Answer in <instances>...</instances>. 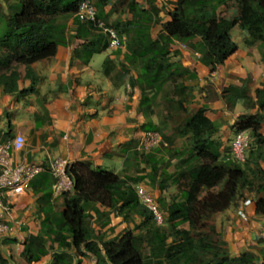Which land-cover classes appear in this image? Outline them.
<instances>
[{"label":"trees","instance_id":"16d2710c","mask_svg":"<svg viewBox=\"0 0 264 264\" xmlns=\"http://www.w3.org/2000/svg\"><path fill=\"white\" fill-rule=\"evenodd\" d=\"M106 1L96 4L97 17L110 27L105 19L112 9L106 14L103 12ZM228 1L232 0H174L168 2L171 5L168 10L159 7L156 0L115 1L113 8L126 6L131 14L130 19H118L112 28L123 38L121 44L127 51L122 65L125 72L135 71L129 77V85L141 93L139 111L147 119L144 131L158 130L152 120V108L161 93L169 103L176 104L178 110L186 112L185 103L192 88L182 79L189 70L178 58L180 51H172L174 43H187L200 54V63L212 72L237 51L230 33L238 27L247 32L248 46L259 45L264 66V0H233L238 12L226 18L219 15V8ZM79 2L0 0V87L3 94L24 96L36 91L37 77L31 75L30 66L53 57L57 47L68 41L65 21L75 16ZM162 11H166V21L160 17ZM155 28L159 30L154 36ZM196 38L199 40L192 42ZM74 39L87 41L83 46L88 57L108 48L107 36L91 23H81ZM19 65L25 66V77L31 81L22 89L18 87ZM248 82L249 78L241 87L226 89L230 103L249 100ZM255 98L257 112L239 115L234 123L236 132L248 131L253 141L244 162L234 159L224 143L215 137L218 128L205 117L204 107L188 114L177 128L181 136L188 138V154L185 158L179 157L175 168L181 170L179 175H185L188 183L179 200L175 196L169 203L157 201L165 214L166 228L153 224L152 214L139 204L133 188V184L147 176L151 185L156 183L158 175L165 176L159 159L150 152H134L135 160L151 167L146 177L124 179L94 167L90 161L69 164L67 174L73 189L71 193H61L63 209L60 211L52 210L48 203L55 179L48 170L39 174L30 186L35 193H40V210L45 214L43 222L47 227L24 241L22 258L28 264L49 254L51 260L47 264H81V258L87 254L95 258V264H264V247L248 248L232 256L213 224L216 213L237 205L252 191L255 213L264 215V135L261 132L264 87L255 90ZM164 164L166 169L170 166V162ZM93 201L117 214L142 216L145 233L134 234L128 229L112 239L99 237L83 206ZM183 224L188 227H181Z\"/></svg>","mask_w":264,"mask_h":264},{"label":"crops","instance_id":"0c3cea01","mask_svg":"<svg viewBox=\"0 0 264 264\" xmlns=\"http://www.w3.org/2000/svg\"><path fill=\"white\" fill-rule=\"evenodd\" d=\"M99 1L93 0L95 8ZM115 1L107 0L103 7L105 14L112 9L111 15L105 19L111 26L118 19L131 18L126 6L113 8ZM136 1L144 3L141 0ZM169 1L174 0H156V4L159 7L165 5L168 10L171 6ZM160 17L162 21H166V11H162ZM65 24L68 41L57 47L53 57L30 66L31 75L37 77L35 92L24 96L15 93L2 95L0 87L1 123L5 122L6 132L21 134L25 138L22 150L13 153V160L46 166L55 158L66 159L69 164L90 161L94 167L111 171L124 179L146 177L151 167L135 160L134 152H144L140 150V143L147 119L139 111L140 90L129 85V77L135 71L127 74L122 66L127 54L124 45L121 44L117 49L108 46L88 57L83 46L87 41L74 39L81 22L76 16H72ZM158 30L155 28L154 36ZM198 40L196 38L192 42ZM237 46V51L224 64L209 72L208 67L195 56L197 51L190 49L187 43L176 42L171 45L174 50L180 51L178 58L189 70L182 81L192 88L190 103L197 108L206 109L205 117L218 128L215 137L224 143V147L235 136L234 123L237 117L254 114L258 110L256 104L254 108L248 109V99L230 103L226 89L229 86L241 87L246 79L251 78L256 86L253 93L248 95L249 99L253 96L256 101L255 90L264 87V66L259 45H247L243 49L238 44ZM17 70L20 73L19 89L28 87L31 81L25 77V66L19 65ZM5 108L9 112L7 117L2 114ZM262 114L264 115V110ZM152 120L156 123L154 118ZM149 152L160 161L162 155L155 149ZM169 162L167 169L171 166L175 168L178 159L177 163H173V160ZM175 174L176 168L174 172L166 171L165 176L158 175L154 185L149 183L147 176L133 184V187L139 184L146 186L156 202L160 199L169 203L175 196L179 200L180 197L172 185ZM248 195L250 194L246 193V197ZM39 197L40 193H35L29 186L24 195L12 201L10 225L13 234L4 243L11 264H28L21 256L24 241L31 235L43 232L47 227L43 222L45 214L40 210L42 204ZM48 203L54 211L63 209V198L60 193L54 192L53 186ZM240 203L241 200L237 205L216 213L213 217L216 231L221 234L232 256L248 248L264 247V215H257L252 203L246 208L248 221L241 222L236 214ZM83 206L95 234L104 240L112 239L128 229L134 234H144L146 231L142 227L143 217L140 215H127L126 212L117 214L109 207L94 201L86 202ZM138 225L141 227L135 228ZM83 258L81 264L96 262L91 254ZM50 260L51 254L32 264H47ZM87 260L89 262L86 263Z\"/></svg>","mask_w":264,"mask_h":264},{"label":"built area","instance_id":"2783aa9c","mask_svg":"<svg viewBox=\"0 0 264 264\" xmlns=\"http://www.w3.org/2000/svg\"><path fill=\"white\" fill-rule=\"evenodd\" d=\"M75 16L81 23H91L96 29L101 30L107 36L110 48L117 49L121 46L123 38L97 17L93 0H80ZM195 56L200 57V54L195 52ZM162 143L163 139L159 132L155 130L145 131L140 143V150L149 152ZM24 144L25 138L21 134L0 140V264H11L8 261L9 253L4 243L13 234V228L10 225L12 201L26 193L32 180L48 170L55 179L53 185L55 193L61 194L73 189V182L67 174L69 163L66 159H52L47 166L40 163L15 162L13 153L21 151ZM249 147L250 138L247 131H237L230 144L233 158L238 162H244ZM133 188L139 204L152 214L153 222L162 225L164 214L152 193L142 184L135 185ZM253 201V196L249 195L241 201L236 210L237 216L245 222L249 219L246 208Z\"/></svg>","mask_w":264,"mask_h":264},{"label":"rangeland","instance_id":"374dc122","mask_svg":"<svg viewBox=\"0 0 264 264\" xmlns=\"http://www.w3.org/2000/svg\"><path fill=\"white\" fill-rule=\"evenodd\" d=\"M3 7L5 9L6 4L3 3ZM163 7H166V6L163 5ZM237 12H238L237 5H236V2L233 0L228 1L226 4L221 5L219 8V15L222 17H226V18H231V17L235 16L237 14ZM110 27H112V26L110 25ZM230 35H231L232 40L235 41L240 46V49H243V47L247 46L246 39H247L248 35H247L246 31L241 30L238 27H235L232 29ZM188 47L190 49H192L190 46H188ZM171 49H172V51L174 50V48H171ZM0 71H1V69H0ZM248 86H249V95H250L253 93V89L256 86L254 81L251 78H249ZM166 89H169V86H167ZM1 94L3 95L2 92H1ZM209 99H210V97H209ZM250 99L247 102L248 109H249V107L254 108V105L256 103V101L253 99V96ZM190 100L191 99L189 97L187 102L185 103L186 112H183V111L178 110V108L176 107V104L169 103L168 100L164 98L163 93H161L157 97V100H156V102L152 108L153 109L152 111L154 113L152 115V118L155 119V121L158 125L157 132H159V134L161 136L163 135V136L167 137V139H165L163 137V143L159 147H157V149H156V150H158V153L162 155L161 159H160V167L161 168L163 167V169L166 171L169 170L171 172H174L175 168L173 166H171V167H169V169H166L164 166L165 161L169 162V161L173 160V163H177V159H179V157L182 156L185 158L188 154V138L181 136L180 133H178L177 128L181 127L182 123L184 122V119L188 116V114H191L192 112H194L197 109L196 106H193L192 103H190ZM8 113H9L8 109L5 108L3 110L2 114L4 117H7ZM0 118H1V116H0ZM5 130H7L6 124H5V122L1 123V119H0V140L7 137V133H9L8 137H12L13 135H15L14 132H8V131L6 132ZM261 132L264 135V123L262 124ZM247 133H248L249 138H250V146H251L253 141H252V138H251L248 131H247ZM232 140L233 139H230L228 141V146H227L228 150L227 151L229 153L231 152L230 151V144H231ZM173 156H175V158ZM262 167H264V165ZM180 171L181 170L176 171L175 181L172 184L174 189L177 191L178 196H180L182 190H184L187 187V183H188L187 177L185 175H179ZM253 194H254V191H252L251 196ZM155 200H156V198H155ZM159 207L162 211L161 206H159ZM164 217H165V214H164ZM239 219L241 222H245L242 218H239ZM153 224L156 226H161L162 228L167 227L165 221L162 225H157L154 222H153ZM182 227H188V226H187V224H184ZM82 261H84V260H82ZM87 262H89V261L87 260L86 263Z\"/></svg>","mask_w":264,"mask_h":264}]
</instances>
